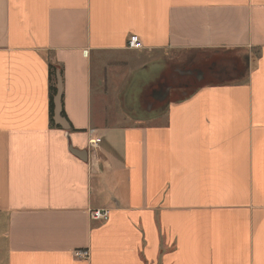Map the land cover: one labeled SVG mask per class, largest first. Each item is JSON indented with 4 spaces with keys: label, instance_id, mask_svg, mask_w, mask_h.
Listing matches in <instances>:
<instances>
[{
    "label": "crops",
    "instance_id": "crops-1",
    "mask_svg": "<svg viewBox=\"0 0 264 264\" xmlns=\"http://www.w3.org/2000/svg\"><path fill=\"white\" fill-rule=\"evenodd\" d=\"M0 264H264V0H0Z\"/></svg>",
    "mask_w": 264,
    "mask_h": 264
},
{
    "label": "built area",
    "instance_id": "built-area-1",
    "mask_svg": "<svg viewBox=\"0 0 264 264\" xmlns=\"http://www.w3.org/2000/svg\"><path fill=\"white\" fill-rule=\"evenodd\" d=\"M127 46L132 48V49H140L142 48V43L140 38L132 34L128 38ZM97 139L96 138H90L89 139V146L91 148H96L97 147ZM108 210L107 209H93L90 211L89 215L91 219L95 220H104L108 216ZM73 255L78 258H87L89 253L87 250H75L73 251Z\"/></svg>",
    "mask_w": 264,
    "mask_h": 264
},
{
    "label": "rangeland",
    "instance_id": "rangeland-1",
    "mask_svg": "<svg viewBox=\"0 0 264 264\" xmlns=\"http://www.w3.org/2000/svg\"><path fill=\"white\" fill-rule=\"evenodd\" d=\"M192 69H194V67H192ZM203 72V71H202ZM136 75H139V72L136 73ZM176 75L172 70L171 68H169L168 66L165 65V67L161 70V73H159V80H157L154 84H153V87H163V86H167V85H170L171 87H174V86H179V83H178V78L177 77H173ZM188 78L189 76L188 75H183L182 76V79L184 80V82L188 81ZM181 81V80H180ZM178 83V84H176ZM175 84V85H173ZM152 88V87H151ZM150 87H146V89H151ZM146 89H144V93L146 94ZM149 91V90H147ZM149 95V94H148Z\"/></svg>",
    "mask_w": 264,
    "mask_h": 264
},
{
    "label": "water",
    "instance_id": "water-1",
    "mask_svg": "<svg viewBox=\"0 0 264 264\" xmlns=\"http://www.w3.org/2000/svg\"><path fill=\"white\" fill-rule=\"evenodd\" d=\"M60 97H61V79L59 73L56 74V92L54 95V121L62 126L64 129H68L67 122L60 115Z\"/></svg>",
    "mask_w": 264,
    "mask_h": 264
},
{
    "label": "trees",
    "instance_id": "trees-1",
    "mask_svg": "<svg viewBox=\"0 0 264 264\" xmlns=\"http://www.w3.org/2000/svg\"><path fill=\"white\" fill-rule=\"evenodd\" d=\"M56 66L49 64L48 65V76H49V80H50V84H49V90H50V95H49V109H50V119L52 116V110H53V95L56 92V88H55V76H54V72H55Z\"/></svg>",
    "mask_w": 264,
    "mask_h": 264
}]
</instances>
